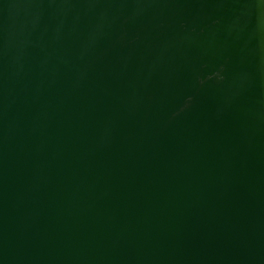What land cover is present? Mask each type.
<instances>
[{
  "label": "water",
  "instance_id": "water-1",
  "mask_svg": "<svg viewBox=\"0 0 264 264\" xmlns=\"http://www.w3.org/2000/svg\"><path fill=\"white\" fill-rule=\"evenodd\" d=\"M0 264H264V0H0Z\"/></svg>",
  "mask_w": 264,
  "mask_h": 264
}]
</instances>
